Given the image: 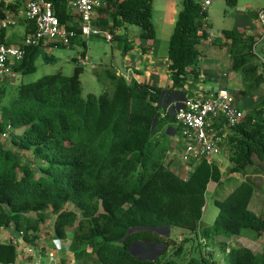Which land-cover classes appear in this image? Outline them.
<instances>
[{"label":"trees","instance_id":"obj_1","mask_svg":"<svg viewBox=\"0 0 264 264\" xmlns=\"http://www.w3.org/2000/svg\"><path fill=\"white\" fill-rule=\"evenodd\" d=\"M46 1L62 24L75 29V15L64 0ZM104 1L107 7L98 11L108 19L99 25L108 28L113 41L125 42V51L132 46L119 32L128 25L137 26L143 40L155 38V0ZM5 9L0 5V18ZM203 27L207 22L201 4L183 0L168 41L169 89L113 72L107 73L112 92L100 96L84 98L77 77L61 73L19 87L16 99L1 109L0 130L11 127L13 133L12 148L0 146V264H22L17 249L38 250L42 226L48 224L59 242L69 241L72 259L84 264H216L215 255L225 264H264V246L254 252L235 245L246 230L264 236V215L249 209L255 185L242 182L225 199L215 200L219 213L210 227L201 228L208 186L222 182L220 166L191 160L190 172L182 178L168 163L170 144L164 141L173 130L180 137L181 129L172 113L162 110V102L172 95L176 104L193 97L188 89L198 78V45L209 40ZM75 30L71 45L81 37ZM222 37L231 71L245 81V88L233 94L236 104L264 87V65L255 62L259 37L236 29L223 31ZM40 55L47 63L53 60L41 45L33 46L14 72H34ZM244 113L241 124L221 133L229 175L243 173L256 160L264 171V99ZM22 154H29L36 166ZM172 228L194 235L198 242L191 255L177 247L171 257L170 240L151 233ZM6 232L18 240L10 234L2 242ZM136 245L150 250L164 245L167 250L157 258H140Z\"/></svg>","mask_w":264,"mask_h":264},{"label":"rangeland","instance_id":"obj_2","mask_svg":"<svg viewBox=\"0 0 264 264\" xmlns=\"http://www.w3.org/2000/svg\"><path fill=\"white\" fill-rule=\"evenodd\" d=\"M211 1L212 5L205 12H203L204 20L207 22V28L212 31L214 38H221L223 31L227 30L236 29L242 33H248L250 31L254 33L253 31L257 30L259 23L258 13L264 11V0H237V4L235 6H231L226 0ZM182 3L183 0H155L153 4L152 16V22L156 31L155 38L143 40L140 37L139 28L137 26L128 25L119 32L122 37L127 38L128 43L132 46L127 49V51L124 50L125 42L120 44L115 40L108 42L103 38L87 39L84 37H79L74 44L69 47H59L48 50L47 54L53 59L51 62L47 63L44 60V56L40 55L35 60L34 72L29 74L14 72L13 75L0 79V109L9 106L10 103L16 99L19 87L22 84H32L39 81L43 77L52 76L57 73H61L63 76L68 78L77 77L82 86L84 98L90 94L100 96L106 92L111 93L113 86L107 73L113 72L115 75H120L121 73L122 76L126 77L127 69H136V65L140 61L134 62L133 60H130V56H132V54H142L146 48L154 47L160 61L163 59V56H165L168 51V40L173 33L178 14L182 10ZM245 8L248 9V11L245 10ZM19 29L20 28H15L8 33L11 37L8 40V43L13 44L23 39L19 38L22 36L18 33ZM255 33L260 37L263 36L262 30H259V32L256 31ZM216 41L218 43L221 42L219 39ZM150 42H153L154 45H151ZM203 47V42L198 45L199 55L196 61V66L200 60V50ZM256 52L261 59L264 60V47L258 46ZM145 55H147L146 59L150 58L151 63L153 61V56L149 55L148 50H146L144 56ZM258 59L259 57L255 58L256 63L259 62ZM196 82L190 86L192 93L200 92L202 89L206 90L201 92L216 91V89H211L212 87H210V84L207 83V78L204 75L201 77L199 83ZM242 82L244 83L245 88V81L243 77ZM235 90L240 91L243 89L236 87ZM246 96V104L244 102L240 103V105H242L240 109L243 111H245L246 105L253 106L260 103L264 99V87H261L257 91ZM172 141L182 147L179 135L175 136L172 140L167 138L164 141V144L166 143V145H172ZM10 148H12L11 145ZM22 156L24 161L36 166L35 160L29 154H22ZM175 160H177V158L168 160L170 169L179 174L182 178H186L189 173L187 170L189 165L187 164L186 167L183 166L184 161L182 159V155L179 156L178 163L173 166ZM213 162H216L220 166L223 172V178L220 184L210 183L208 186L206 204L200 223L201 228L210 227L219 213L214 201H222L230 194L231 191L237 188L242 182L246 181L254 184L256 187L249 209L257 215H264V175H262V173L261 175L259 174L263 171L258 166L259 162L256 160L253 166L247 168L243 173L234 176H230L228 174L230 164L228 161V154L225 153L224 150L223 152L221 150L219 157ZM68 210L75 211V208L73 206H68ZM77 213L80 216L78 211ZM42 230L43 231L39 234L36 247L38 250H45L46 253L38 264H63L62 260L65 253L62 254V248H59V244H62V242H59L55 238L52 225H43ZM156 233L161 236H166L170 240L171 243L169 245V249L171 250V257L174 256L173 254L177 247H182L186 252V256L191 255L198 242L194 241V235H189L187 232L179 228H172L171 231H156ZM10 234L18 240V235L6 232V235H2L1 241L7 243ZM188 237L191 238L190 240L192 241L184 244L183 241ZM235 245H237V247H248L254 252H258L264 246V236L256 237L254 232L246 230L242 235V239ZM21 249V247L17 249L19 254L21 253ZM155 249L150 250L140 245H136L135 251L137 256L140 258H157L167 250V247L165 248L164 245H162ZM68 253L69 252L66 251V254ZM50 254L56 257V263L50 262ZM193 255L195 257L198 256L197 253ZM215 259L217 260L216 264H225L222 262L223 260H221V257H217L215 255ZM66 262H68L67 259Z\"/></svg>","mask_w":264,"mask_h":264},{"label":"built area","instance_id":"obj_3","mask_svg":"<svg viewBox=\"0 0 264 264\" xmlns=\"http://www.w3.org/2000/svg\"><path fill=\"white\" fill-rule=\"evenodd\" d=\"M64 1L67 9L75 15L74 27L76 26L75 29L77 28L81 37L113 41L108 28L99 25V21L108 19L106 14L98 11L107 7L104 0ZM195 1L201 4L204 12L212 5L211 0ZM21 4V8L13 9ZM0 5L6 7L0 18V79L14 74V67L24 60L27 48L41 45L48 51L52 49L48 47L49 44L53 48L69 47L77 35L75 29L60 22L54 14L52 4L46 0H0ZM258 20L264 43V11L258 13ZM22 25L26 26L23 41L17 44L8 43V33ZM202 31H207L209 40L213 41L212 31L206 27ZM259 61L264 65V60L259 58ZM1 113L0 109V119ZM244 117V111L236 106L233 93L227 89L195 94L192 98L185 99L174 110V119L181 129L179 139L183 148V166L186 167L191 160L213 162L218 158L221 153V133L241 124ZM12 133L11 127L0 130V146L10 148ZM187 170L190 172V167ZM65 250L69 251L68 245ZM43 256L42 249L36 250L32 247H23L20 253L22 264H38ZM55 259V256L49 255L50 262L56 263Z\"/></svg>","mask_w":264,"mask_h":264},{"label":"crops","instance_id":"obj_4","mask_svg":"<svg viewBox=\"0 0 264 264\" xmlns=\"http://www.w3.org/2000/svg\"><path fill=\"white\" fill-rule=\"evenodd\" d=\"M245 10L248 11V9L246 8ZM19 28L20 29L18 33L22 35L19 38H23V34L26 30V26L22 25ZM259 30H261V28L258 23V28L256 31L259 32ZM256 31H253L254 33L250 31L251 33L248 32L245 34L248 36H252V35L258 36L259 38H258L257 48L258 46L264 47L263 36L260 37L259 35H256L255 33ZM10 38L11 37L9 36V39ZM218 39L221 40L220 43L216 41ZM218 39L214 38L213 41L207 40L203 42L204 47L201 48L200 50V53H201L200 60L198 61V65L195 66V70L197 71V74L199 76L196 83H199L201 77L204 75L207 78V83L210 84V87H212L211 89H216V90L227 89L233 92L234 94V93L239 92L235 90L236 87H240L244 89V83L242 82V75L231 71L230 51L225 45H222L224 43L223 37L221 36V38H218ZM21 41L22 40L17 41L16 43H13V44L20 43ZM150 44L154 45L153 42H150ZM146 50H148L150 56H153V61L151 60L152 61L151 63H150V58L146 59L147 55L144 56V54L146 53ZM146 50L143 51L142 54L136 53L130 56V60H133L134 62H138L139 60L140 61L136 65L137 66L136 69H132V68L127 69V74L125 78L128 81H137L138 83L145 84L148 86L158 87L162 89H169L172 86V80L168 72L169 58H168L167 52H166V55L163 56V59L160 61V58H158L154 47H148L146 48ZM258 57L261 58L259 55ZM188 90H189V95H193V96L195 94L209 93V92H201V91H205L206 89H202L200 92H196V93H192L191 87H189ZM172 96H170L169 98H167L166 100L162 102V110H165L168 113H172V116L174 118V110L178 108L179 106H181L184 101H181L180 104H176L175 103L176 99L173 98ZM246 98L247 96L236 102V106L239 109L242 106L240 105V103L241 102L245 103ZM249 107L251 106L246 105L245 110ZM175 136L177 135L175 133V130H173L171 132V135L169 136L170 140H172ZM171 143H173V141ZM179 146L181 147V145L177 143H173L172 145L170 144V152L168 156L171 158L169 159L177 158V160H175V163H173V166L178 163L179 156H181L183 152V149H181L182 147L180 148ZM234 175H239V174H232L230 176H234ZM61 247H62V254L65 253L63 255V260H62L63 264H84L82 262L74 261L70 253L66 254L65 245L63 243L59 244V248ZM63 247H64V250H63ZM65 258L68 260V262H66Z\"/></svg>","mask_w":264,"mask_h":264},{"label":"clouds","instance_id":"obj_5","mask_svg":"<svg viewBox=\"0 0 264 264\" xmlns=\"http://www.w3.org/2000/svg\"><path fill=\"white\" fill-rule=\"evenodd\" d=\"M256 50H257V46H256ZM258 56V55H257ZM153 234H155V233H153ZM63 243V242H62ZM65 246L66 245H69V242L67 243V241L65 242V243H63ZM69 252V251H68ZM70 253V252H69Z\"/></svg>","mask_w":264,"mask_h":264},{"label":"water","instance_id":"obj_6","mask_svg":"<svg viewBox=\"0 0 264 264\" xmlns=\"http://www.w3.org/2000/svg\"><path fill=\"white\" fill-rule=\"evenodd\" d=\"M139 231H134V233H138ZM151 233H155L156 234V231L155 230H151Z\"/></svg>","mask_w":264,"mask_h":264}]
</instances>
